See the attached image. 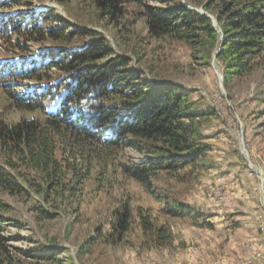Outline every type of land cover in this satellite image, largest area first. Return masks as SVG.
<instances>
[{"label":"trees","instance_id":"1","mask_svg":"<svg viewBox=\"0 0 264 264\" xmlns=\"http://www.w3.org/2000/svg\"><path fill=\"white\" fill-rule=\"evenodd\" d=\"M91 1L101 18L120 29L125 27L127 5H135L146 19L150 36L183 42L196 59L208 61L219 50L227 87L234 76L264 70V0H168L166 6L150 5L149 0ZM9 2L21 1L0 0V6ZM195 7L213 14L218 24ZM36 13L28 15L24 24L17 19L19 13L0 17V38L7 51L0 56V79L23 85L25 89L16 95L20 109L44 112L42 118L0 124V152L5 160L0 163L1 189L26 197L36 193L37 218L52 219L63 202L80 204L82 186L97 164L103 181L107 173L119 169L156 194L158 201L164 200L167 214L193 216L175 195L164 188L163 194H157L160 188L153 187L161 176L169 189L175 182L195 179L199 159L209 147L199 119L216 114L215 109L209 105L199 109L203 104L200 98L192 100L191 89L158 81L149 77L151 69L131 65L133 57L118 54L98 30L65 19L59 25L56 19L61 16ZM24 39L45 44L50 39L51 48L30 50L23 46ZM21 52L25 58L15 56ZM52 67L55 72L49 70ZM26 79L33 83L26 85ZM50 95L56 96L48 105L44 100ZM124 147L137 149L140 157L115 164L118 150ZM126 198L113 226L119 240L132 223V196ZM9 208L0 197V264L60 263L62 249L48 244L31 251L10 248L1 212ZM137 214L150 246L171 243L168 223L147 208H139ZM21 255L37 260L30 262Z\"/></svg>","mask_w":264,"mask_h":264},{"label":"rangeland","instance_id":"2","mask_svg":"<svg viewBox=\"0 0 264 264\" xmlns=\"http://www.w3.org/2000/svg\"><path fill=\"white\" fill-rule=\"evenodd\" d=\"M20 1L0 6V17L19 13L17 19L24 24L28 15L45 11L61 16L63 19H56L59 25L67 20L79 27L94 28L107 37L118 54L133 57L131 65L151 69L149 77L158 81L170 80L191 89L192 100L200 98L203 104L198 108L209 105L216 114L199 119L209 147L199 159L195 179L175 182L169 189L161 176L153 187L160 188L157 194H163L164 188L175 195L193 216L167 214L162 207L164 200L158 201L156 194L119 169L107 173L103 181L101 167L94 164L82 186V203L63 202L52 219L37 218L36 193L32 197L18 196L0 187V197L11 206L1 211L10 248L31 251L41 243L61 248V262L56 264H264V70L234 76L227 87L216 53L208 61L196 59L183 42L155 39L140 9L132 4L126 7L125 27L120 29L106 17L101 18L91 0ZM167 1L148 2L166 6ZM46 41L24 39L23 46L44 51L51 48V40ZM2 43L0 38V56L7 54ZM23 55L25 52L15 54L25 58ZM31 83L33 80H25L26 85ZM20 89L25 88L0 79V124L44 116L42 108L29 111L18 107L16 95ZM54 96L44 102L49 105ZM138 157L137 149L120 148L115 164ZM0 163H5L1 152ZM128 194L132 196V223L119 240L113 226H117ZM139 208H147L169 224L173 235L169 245H149L140 226Z\"/></svg>","mask_w":264,"mask_h":264},{"label":"water","instance_id":"3","mask_svg":"<svg viewBox=\"0 0 264 264\" xmlns=\"http://www.w3.org/2000/svg\"><path fill=\"white\" fill-rule=\"evenodd\" d=\"M188 6L191 7V8L194 7V6H191V5H188ZM195 8L197 10H199L203 15L212 18V20H213V22H214L215 25L218 24L217 18L213 14H211L210 12H208L207 10H205L203 7H195ZM221 34L223 35V32ZM217 54H218V51L216 52L215 56H217Z\"/></svg>","mask_w":264,"mask_h":264}]
</instances>
